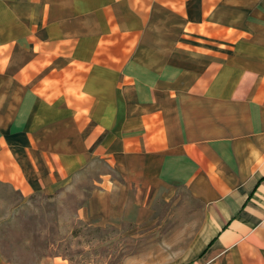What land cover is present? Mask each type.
<instances>
[{
	"label": "crops",
	"instance_id": "0c3cea01",
	"mask_svg": "<svg viewBox=\"0 0 264 264\" xmlns=\"http://www.w3.org/2000/svg\"><path fill=\"white\" fill-rule=\"evenodd\" d=\"M80 184L159 259L264 264V0H0V220Z\"/></svg>",
	"mask_w": 264,
	"mask_h": 264
},
{
	"label": "rangeland",
	"instance_id": "374dc122",
	"mask_svg": "<svg viewBox=\"0 0 264 264\" xmlns=\"http://www.w3.org/2000/svg\"><path fill=\"white\" fill-rule=\"evenodd\" d=\"M87 192L80 184L54 195L32 194L22 203L14 200L5 206L0 220L1 258L11 264H173L153 255L164 244L163 237L151 235V229L86 220L81 210Z\"/></svg>",
	"mask_w": 264,
	"mask_h": 264
}]
</instances>
